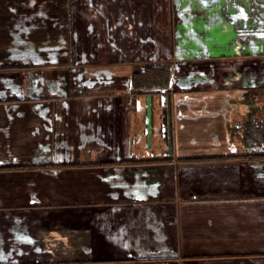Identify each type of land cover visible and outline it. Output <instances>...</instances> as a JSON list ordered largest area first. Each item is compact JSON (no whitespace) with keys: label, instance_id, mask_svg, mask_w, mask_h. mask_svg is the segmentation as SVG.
Returning a JSON list of instances; mask_svg holds the SVG:
<instances>
[{"label":"crops","instance_id":"0c3cea01","mask_svg":"<svg viewBox=\"0 0 264 264\" xmlns=\"http://www.w3.org/2000/svg\"><path fill=\"white\" fill-rule=\"evenodd\" d=\"M259 85L264 0H0V264H264V160L179 159Z\"/></svg>","mask_w":264,"mask_h":264},{"label":"trees","instance_id":"16d2710c","mask_svg":"<svg viewBox=\"0 0 264 264\" xmlns=\"http://www.w3.org/2000/svg\"><path fill=\"white\" fill-rule=\"evenodd\" d=\"M171 78L172 71L169 68L159 65H145L143 69L131 73L130 84L134 92L141 93L152 89H166L169 87ZM241 96L246 105L245 115L241 120L227 122L226 127L229 141L236 138L242 146V153L179 159L224 160L239 158L246 161L264 160V85L246 87L242 90ZM132 161L145 162L149 160ZM8 168L18 167H0V169Z\"/></svg>","mask_w":264,"mask_h":264}]
</instances>
